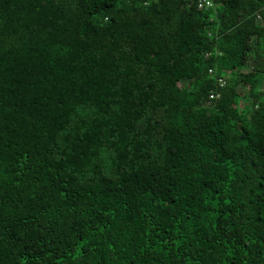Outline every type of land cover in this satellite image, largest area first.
I'll list each match as a JSON object with an SVG mask.
<instances>
[{
    "label": "trees",
    "instance_id": "16d2710c",
    "mask_svg": "<svg viewBox=\"0 0 264 264\" xmlns=\"http://www.w3.org/2000/svg\"><path fill=\"white\" fill-rule=\"evenodd\" d=\"M262 85L264 0H0V264H264Z\"/></svg>",
    "mask_w": 264,
    "mask_h": 264
},
{
    "label": "built area",
    "instance_id": "2783aa9c",
    "mask_svg": "<svg viewBox=\"0 0 264 264\" xmlns=\"http://www.w3.org/2000/svg\"><path fill=\"white\" fill-rule=\"evenodd\" d=\"M197 1H198V7L199 8L209 7L213 4V0H197ZM218 83H219L220 87L225 84L224 80L222 78L218 79ZM262 89L264 90V85H262ZM216 96H217V93H213V92L210 93L211 98H214Z\"/></svg>",
    "mask_w": 264,
    "mask_h": 264
}]
</instances>
